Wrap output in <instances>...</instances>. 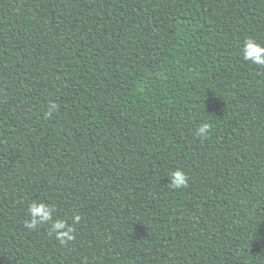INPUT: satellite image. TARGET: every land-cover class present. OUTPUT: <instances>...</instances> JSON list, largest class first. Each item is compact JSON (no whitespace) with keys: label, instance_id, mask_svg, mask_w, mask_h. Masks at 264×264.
I'll list each match as a JSON object with an SVG mask.
<instances>
[{"label":"trees","instance_id":"16d2710c","mask_svg":"<svg viewBox=\"0 0 264 264\" xmlns=\"http://www.w3.org/2000/svg\"><path fill=\"white\" fill-rule=\"evenodd\" d=\"M248 37L264 0H0V264H264ZM33 199L76 239L26 229Z\"/></svg>","mask_w":264,"mask_h":264},{"label":"clouds","instance_id":"9594fccd","mask_svg":"<svg viewBox=\"0 0 264 264\" xmlns=\"http://www.w3.org/2000/svg\"><path fill=\"white\" fill-rule=\"evenodd\" d=\"M241 56L246 62H251L258 67L264 68V45L256 42L251 37L246 38L241 45ZM59 110V105L54 101H49L47 110L44 112V118L50 119L55 112ZM211 131V125L208 122H201L196 130L197 137L207 138ZM168 178L167 186L171 189H181L188 186L189 178L186 173L177 168L171 170L165 175ZM55 207L38 199H33L28 204L27 219L24 221V227L28 230H35L38 226L49 225L48 234L54 236L61 246L67 245L76 239L75 225L81 221L79 213H74L69 223L65 219H54Z\"/></svg>","mask_w":264,"mask_h":264}]
</instances>
